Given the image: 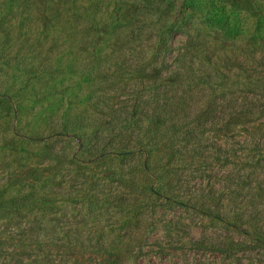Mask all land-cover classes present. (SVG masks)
<instances>
[{"label":"trees","instance_id":"16d2710c","mask_svg":"<svg viewBox=\"0 0 264 264\" xmlns=\"http://www.w3.org/2000/svg\"><path fill=\"white\" fill-rule=\"evenodd\" d=\"M133 1L0 0V101L19 104L24 119L11 122L12 132L23 129L18 138L11 140L0 133V162L6 161L15 145L35 163H52L49 176L38 171L32 180L17 178L9 164L0 166V227L7 235L0 236L7 251L0 253V263L42 264L57 251L70 257L73 264H121L137 246L135 236L126 241L92 230H57L62 212L59 202L72 190L70 181L61 180L60 171L54 169L66 137L90 132L92 138L87 143L93 155L109 157L118 181L136 192L147 170L144 167L136 174L123 169L132 160L159 148L181 156L182 147L191 145L187 134L192 127L202 128L203 134L216 132L220 124L246 126L264 118V102L255 96L251 102L238 103L237 111L230 114L218 99L211 101L210 96L205 102V95L196 99L186 93L193 85L208 84L203 70L216 68L213 60L228 69L244 71V65L237 62V56H208L214 48L200 36L191 37L176 53L172 41L188 32L185 18L172 20L171 13L162 14L166 2L174 5L177 0H154L150 15L158 23L149 28H136L134 16L115 20L113 16H123ZM99 30L106 36L88 39L87 35ZM263 62L264 53L258 66ZM49 76H55L53 84L39 86V80ZM128 78L139 79L138 87L129 86ZM259 79L264 82V75ZM65 89L68 92L59 96ZM220 118L232 119L223 123ZM99 134L108 136L104 144ZM182 137L186 146L181 147ZM187 155L201 156L199 152ZM182 179L180 176L178 181ZM243 182L234 193L250 196L251 201L240 214L231 210L230 198L222 200L217 209L202 206L206 216L215 221L227 223L232 216L238 219L240 229L255 224V232L247 233L246 241L230 237L228 242L212 245L217 255L252 249L264 252V231L257 227L264 221V180L256 188L248 185L253 189L249 192ZM13 230L17 238L9 236ZM249 239L251 244H247ZM194 244L203 248L198 240Z\"/></svg>","mask_w":264,"mask_h":264},{"label":"rangeland","instance_id":"374dc122","mask_svg":"<svg viewBox=\"0 0 264 264\" xmlns=\"http://www.w3.org/2000/svg\"><path fill=\"white\" fill-rule=\"evenodd\" d=\"M153 1L134 0L125 8L123 16L116 14L113 17L119 20L134 16L136 28L152 27L158 23L157 18L150 15ZM165 4L162 15L171 13L172 20L185 18L188 30L172 41L176 53L187 46L191 37L200 36L214 48L208 56H237V62L244 65V71L228 69L224 68V63L213 60L212 65L217 67L203 70V78H207L208 84L193 85L186 93L196 99L205 95V102L210 96L211 101L218 99L220 107L230 114L237 111L238 103L251 102L252 96L264 102V82L259 79L264 75V62L258 66L264 53V0H177L174 5ZM87 36L90 40H98L106 36V32L99 30ZM55 76L36 82L48 87ZM128 84L135 89L140 82L128 78ZM67 92V89L61 90L58 95L64 96ZM70 97V94L66 95L67 103ZM228 119L232 118H220V121L224 123ZM20 120L24 119L19 104L0 101L1 134L11 140L18 138L23 129L20 127L17 135L12 132L11 122ZM201 130L192 127L189 131L187 136L191 145L188 149L182 147L186 146L182 137L180 144L184 153L181 156L159 148L129 162L123 168L128 172L137 174L144 167L147 170L146 179L139 180L136 192L118 181L109 157L93 155L91 144L87 143L92 138L90 132L77 138L66 137L59 146V162L54 169L60 171L61 180L70 181L72 190L65 201L59 202L62 212L57 230L62 227L92 230L126 241L135 236L137 246L121 264H264V252L256 249L226 256L214 253L211 246L228 242L230 237L246 241L247 233L255 232V224L247 223L240 229L236 217H228L229 222L224 223L206 216L202 210L204 205L220 208V202H226L228 198L232 199V211L240 214L248 207L250 196L236 195L234 190L244 181L245 192H249L253 189L248 185L253 184L256 188L264 180V118L246 126L220 124L216 132L211 133L202 134ZM98 136L104 137L103 144L108 138L104 134ZM188 152H199L201 156L192 157L187 155ZM27 157L13 145L0 166L9 164L17 178L22 176L28 180H32L38 171L50 175L48 167L52 163L39 164ZM180 176H183L182 182L178 181ZM182 202L193 203L186 207L181 205ZM257 227L264 231V221ZM0 236H7L3 227H0ZM9 236L17 238L18 235L13 230ZM196 240L201 242L202 249L195 246ZM251 243L249 239L247 244ZM6 252V247L0 244V253L5 255ZM38 262L22 264H40L41 261ZM0 264L9 263L2 260ZM42 264L73 263L70 257L54 251Z\"/></svg>","mask_w":264,"mask_h":264}]
</instances>
